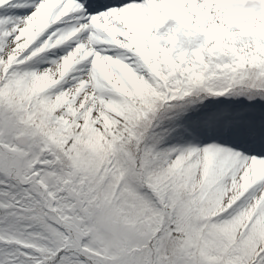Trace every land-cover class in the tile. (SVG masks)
Listing matches in <instances>:
<instances>
[{
  "label": "snow or ice",
  "instance_id": "obj_1",
  "mask_svg": "<svg viewBox=\"0 0 264 264\" xmlns=\"http://www.w3.org/2000/svg\"><path fill=\"white\" fill-rule=\"evenodd\" d=\"M0 264H264V0H0Z\"/></svg>",
  "mask_w": 264,
  "mask_h": 264
}]
</instances>
